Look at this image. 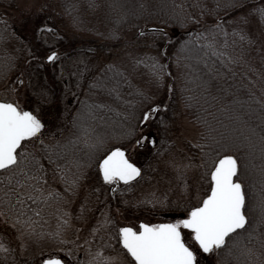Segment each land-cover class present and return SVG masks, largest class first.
Listing matches in <instances>:
<instances>
[{
    "label": "snow or ice",
    "instance_id": "obj_1",
    "mask_svg": "<svg viewBox=\"0 0 264 264\" xmlns=\"http://www.w3.org/2000/svg\"><path fill=\"white\" fill-rule=\"evenodd\" d=\"M48 7L32 43L0 15V264H33V244H82L79 264H264V0H61L56 16L100 38L79 43ZM177 95L203 129L184 147L167 137ZM106 115L123 144L104 147ZM139 150L155 156L141 166ZM145 205L179 211L125 218Z\"/></svg>",
    "mask_w": 264,
    "mask_h": 264
},
{
    "label": "rangeland",
    "instance_id": "obj_2",
    "mask_svg": "<svg viewBox=\"0 0 264 264\" xmlns=\"http://www.w3.org/2000/svg\"><path fill=\"white\" fill-rule=\"evenodd\" d=\"M47 3L49 7L45 9V14L47 16H50L51 19H49V23H54L56 26H58V29L64 33L67 37L68 41H75L77 43L80 42V40L88 41H98L97 39H94L92 37L84 36V35H78L76 34L70 26L65 22L64 19L60 18L59 16H56L53 12V9H55L56 12H59V6L57 3V0H0V13L2 14V11L8 12V19L15 25H24V31H27L28 29L31 31V33H34L35 31V25L37 22V19L43 20L44 16L37 17L36 15V9L41 5ZM48 35H51L50 33ZM63 47H67V44H62ZM119 46H114V51H117ZM257 61V65H258ZM51 68V66H49ZM63 91V89H62ZM61 91V93H62ZM60 93V94H61ZM59 98V97H58ZM32 101H35V97H31ZM67 103L72 105V108L74 106V100L72 96H68ZM54 104V103H53ZM31 106H35L34 103ZM57 108H62V105L59 103V99H57V103L54 104ZM173 110L179 113V115L174 119L173 125L168 128L167 130V137L169 139H175L177 141L178 147H184L186 145L187 139H191L193 136L197 134L198 128L191 122L188 115L186 114L185 110L182 108V105L180 101L175 97V104L172 105ZM53 109L48 107L47 105L44 106V118L47 119V114L51 112ZM171 115V113H169ZM104 127V129L107 128L105 125H101L100 127ZM107 130V129H106ZM163 126L161 127V132H163ZM160 137H157V142L159 144ZM140 155L134 156L133 159L140 163L141 166L149 162V157L147 155L150 154V152H147L145 150H139ZM154 151V150H152ZM148 157V158H147ZM154 157V156H152ZM197 159H199V156L197 155ZM151 174V173H150ZM136 188V192L132 193V196H138L141 190H148L149 185L147 183H141L139 185L134 186ZM151 206L145 205L140 210H136L134 215L126 214V219L132 222H135L136 217L143 218L145 220H150L152 222H156L158 220H165L174 218V214L179 211L178 209L169 208V209H163L159 212V215H156L155 213L150 214L149 209ZM133 211L130 209V213ZM55 222L52 223V226L55 227ZM15 246V244H14ZM68 247H72L71 245H68ZM49 252H59L62 258H65L68 261H71V264H79L80 261H87L88 257L84 250V246L81 244V247L79 250L73 248L72 250V256L69 257L67 253L60 252L59 246L54 245H45V244H33L29 247L28 251L24 255V259H29L31 257L33 264H41V261L43 257H46ZM204 256L207 257V264H215L214 259V253L211 255L204 254ZM79 259H76V258Z\"/></svg>",
    "mask_w": 264,
    "mask_h": 264
},
{
    "label": "trees",
    "instance_id": "obj_3",
    "mask_svg": "<svg viewBox=\"0 0 264 264\" xmlns=\"http://www.w3.org/2000/svg\"><path fill=\"white\" fill-rule=\"evenodd\" d=\"M130 2H131V0H130ZM149 2L154 3L155 0H149ZM57 3H58V6H59L60 3H61V0H57ZM60 10H61V9H60V7H59V11H60ZM2 14H3V11H2ZM2 14L0 13V15H2ZM59 17L62 18V19H64L65 22L68 24V26H70L71 29L75 32V30H74V29L72 28V26L69 24L68 19H67L66 17H62V16H59ZM8 20H9V19H8ZM94 20H95V17H93V16H91V15H87V16L85 17V21H86V23H88V22H94ZM9 22H10L11 25H13V26L18 30V32L24 37V39H25L26 41H28L29 43H32V42L34 41L33 33H31V31H30L29 29H28L27 31H24V25H15V24H13L10 20H9ZM132 23H136V21H132ZM140 23H142V21H140ZM131 31H134V29H127V28H126V33H127V34H130ZM75 33L78 34V35H84V36H88V37H92V38H94V39L100 40L99 37L92 36V35L89 34V33H77V32H75ZM175 35H176L177 37H181V31L178 30V31L175 33ZM181 38H183V37H181ZM115 47H116V46H115ZM212 59H215V57H212ZM217 67H219V64H217ZM173 71H174V73H175V68H173ZM232 71L237 72V79H239V78H240V74H239V73H240V71H243V69L240 68V69L238 70L237 68H233ZM51 73H52V69H51L49 66H48V67L44 70V72H43V74H45V75H49V76H51ZM41 82H42V80H41ZM228 83H232V81H228ZM53 87L56 89L55 95L57 96V99H58V97L60 96V93H61V91H62V87H61V85H60L59 83H54V84H53ZM84 87H87V84H85ZM213 94H215V93H213ZM80 95H81V96L83 95V91L80 92ZM176 98L180 101V103H181V105H182V108L185 110V112H186V114L188 115V117H189V119L191 120V122H192V123L198 128L197 133H198V132H202L203 129H202L201 125H199V124H197L195 121H193V120L191 119L190 114H189L190 112H195V109H186V108H184V107H183V102H182V99L180 98V96L177 95ZM229 98H231V97H229ZM126 99H130V97H126ZM53 103H54V104L57 103V100L54 101ZM124 107H125V106L121 105V110H122V111L124 110ZM129 110H131V109H129ZM72 111H75V104H74V106H73V108H72ZM208 111H213V110H212V109H208ZM70 119H71V117H69V120H70ZM105 119L109 122V126H107V128H106L107 130L104 129L103 126L101 127V129H103V130L109 132V138L107 139V142H106V144H105L104 147L107 148V147H110V146H119L120 144H123V143H124L123 140H118V139H116L115 136L112 135V133H111V127H110V125L112 124V117H111V115H106V116H105ZM216 120H220L221 122H223V118L220 117V116H216ZM209 123H210V125H211L213 128H215V123L213 122V120H212L211 117L209 118ZM255 123H258V121H256ZM69 127H71V126L69 125ZM216 130L219 131V129H216ZM101 151H103V149H101ZM197 155H198V153H197ZM147 156H148V157L155 156V150H154V151H151L150 154L147 155ZM148 157H147V158H148ZM93 167H94V166H93ZM55 220H56V217H55V215H53L52 218H51L50 220L47 221L46 226H47L49 229L54 228V226H52V223L55 222ZM223 255H224V253H221L220 255H217V254L214 253L215 264H216V262H217L218 260L221 259V257H222Z\"/></svg>",
    "mask_w": 264,
    "mask_h": 264
},
{
    "label": "water",
    "instance_id": "obj_4",
    "mask_svg": "<svg viewBox=\"0 0 264 264\" xmlns=\"http://www.w3.org/2000/svg\"><path fill=\"white\" fill-rule=\"evenodd\" d=\"M41 264H42V262H41Z\"/></svg>",
    "mask_w": 264,
    "mask_h": 264
}]
</instances>
